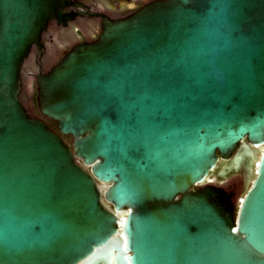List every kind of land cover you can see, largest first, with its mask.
Wrapping results in <instances>:
<instances>
[{"label": "water", "instance_id": "95a60500", "mask_svg": "<svg viewBox=\"0 0 264 264\" xmlns=\"http://www.w3.org/2000/svg\"><path fill=\"white\" fill-rule=\"evenodd\" d=\"M67 5L0 0V264H264V0L104 18L37 76L51 129L21 70Z\"/></svg>", "mask_w": 264, "mask_h": 264}, {"label": "flooded vegetation", "instance_id": "af4514ba", "mask_svg": "<svg viewBox=\"0 0 264 264\" xmlns=\"http://www.w3.org/2000/svg\"><path fill=\"white\" fill-rule=\"evenodd\" d=\"M67 1L68 5L60 9L59 15L65 14L68 20L65 24L56 21L48 24L41 37V47L35 45L32 47L30 57L21 70V103L31 117L43 119L51 129H55L56 124L42 118L36 106L37 76L49 72L75 46L95 41L104 18L111 20L125 18L155 0ZM59 42L63 45L62 48H59ZM65 138L71 141L69 137ZM221 187L236 195L242 189L241 179L236 176Z\"/></svg>", "mask_w": 264, "mask_h": 264}, {"label": "rangeland", "instance_id": "374dc122", "mask_svg": "<svg viewBox=\"0 0 264 264\" xmlns=\"http://www.w3.org/2000/svg\"><path fill=\"white\" fill-rule=\"evenodd\" d=\"M58 46H59V48H62L63 47V45L60 42L58 43ZM241 188H242V185H241ZM242 192H243V188L239 192H237V194L234 196V198H233V201L234 202L242 194Z\"/></svg>", "mask_w": 264, "mask_h": 264}]
</instances>
